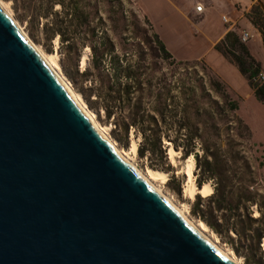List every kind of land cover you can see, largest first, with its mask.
Returning a JSON list of instances; mask_svg holds the SVG:
<instances>
[{"label": "water", "instance_id": "95a60500", "mask_svg": "<svg viewBox=\"0 0 264 264\" xmlns=\"http://www.w3.org/2000/svg\"><path fill=\"white\" fill-rule=\"evenodd\" d=\"M0 264H235L118 156L1 7Z\"/></svg>", "mask_w": 264, "mask_h": 264}, {"label": "trees", "instance_id": "16d2710c", "mask_svg": "<svg viewBox=\"0 0 264 264\" xmlns=\"http://www.w3.org/2000/svg\"><path fill=\"white\" fill-rule=\"evenodd\" d=\"M14 1L24 8L23 0ZM79 1L72 2V11L69 10L73 13L72 18L57 20L35 16V22L42 24L47 39L53 40L59 36L68 58L77 55L74 73L79 77L85 100L102 110L107 120L114 125V130L123 138L128 139L130 133L140 137L137 154L146 157L151 167H159L166 161L164 140L175 150H181L184 156H189L201 142L200 125L210 131L216 125L218 110L221 111L223 107L231 110L238 108L225 91L221 92V83L211 76L208 78L209 88L221 94L224 99L222 103L206 89H201L200 95L193 91L189 101L183 99L180 83L168 82L165 74L158 73L156 64L151 61L152 58H171L172 55L150 23V35L143 31L144 38L133 49L118 51L107 32L102 29V22L98 25L90 20L88 11L79 5ZM59 5L65 8L62 1ZM50 8L53 9L52 4ZM251 13L255 15L252 17L249 12L247 14L264 40V10L255 4ZM134 27L133 32L138 34V28ZM150 38L155 47L146 50L144 43H148ZM84 47L89 49V57L81 69L79 57ZM215 49L237 67L253 90L255 98L264 104L262 64L237 33L229 31L216 44ZM172 89L175 95L171 94ZM189 109L194 110L193 117L189 115ZM193 155L199 167L198 154L194 152ZM208 156L214 158L211 153ZM206 159L207 155L204 173L207 172L209 178L218 176V182L211 195H196L192 204L193 214L211 230L227 237L236 252L245 254L248 263L263 264L264 213L260 204L248 188L246 194L240 196L237 204L233 205L228 191L231 185L229 178L219 174L215 163L211 164ZM204 181L199 180L198 186L202 187L206 183ZM253 205H257L260 210L259 217L253 216ZM241 208L243 211L239 213Z\"/></svg>", "mask_w": 264, "mask_h": 264}, {"label": "rangeland", "instance_id": "374dc122", "mask_svg": "<svg viewBox=\"0 0 264 264\" xmlns=\"http://www.w3.org/2000/svg\"><path fill=\"white\" fill-rule=\"evenodd\" d=\"M2 1L10 9L13 19L24 30L32 43L46 55L55 56L58 64L57 70L63 80L73 91L80 95L87 109L94 114L100 126L107 129L106 132L110 140L120 151L124 152L131 163L147 176L148 170L166 174V180L163 182L158 179L155 181L156 185L184 210L197 227L201 228L200 222L202 221L193 214L192 204L196 195L193 199H190L185 194L187 177L184 169L190 157L193 158L196 165L194 180L197 187H199L198 181L201 179H204L206 183H210L214 189L218 182V176L209 178L208 173H204V169L207 168V165L204 164L207 155L206 160L211 164L215 163L217 171H220L219 174L226 175L229 178L231 185L228 191H230L229 195L233 205L237 204L239 197L246 194V189L249 188L264 213V104L255 98L253 90L237 67L215 49L216 44L225 36L221 39H212L209 42L212 51L209 50L208 56L203 58L188 60H177L173 56L171 58H152L151 61L156 64V70L158 73L165 74L168 82L177 81L180 83V92H182L181 97L183 99L189 101L193 96V91L200 95L201 89H206L212 97L222 103L224 99L221 94L209 88L208 78L211 76L221 83V92L225 91L228 98L234 101L238 108L231 110L228 107H223L221 111L218 110L216 125L210 131L204 130L202 125L199 126L202 130L200 133L201 142L194 149L200 160L199 167H197L194 152L189 156H184L181 150H175L165 140L166 161L161 163L159 167H151L146 157H139L137 150L136 152L132 151V145L136 144L138 146L140 137H134L133 133H130L128 139L123 138L118 131L114 130V125L110 120H107L102 110H98L95 105L85 100L81 93L79 77L74 73L77 55L72 59H70L72 56L68 58L59 36L57 35L53 40L47 39L42 24L35 22L37 18H54L57 20L72 18L73 6L71 5L75 0H23L24 8L14 0ZM60 1H62L65 8L59 5ZM51 4L53 9L50 8ZM79 5L88 11L89 19L94 23L100 25L102 22V29L107 32L108 37L114 42L118 51L133 49L134 45L144 38L143 31H147L149 35L151 33L149 29L150 21L145 18L135 0H80ZM160 8L164 11L166 6L161 2ZM239 8L238 10H242ZM252 8H249L248 12L253 17L255 14L251 13ZM248 12H245V17L251 22ZM223 16H227L230 21V23L225 24L229 31H234L240 38L242 31L247 29L240 26L239 15L236 13V16L232 14H224ZM241 16L242 14H240ZM177 22L181 23L179 19ZM150 25L152 24L150 23ZM133 27L134 29L138 28V34L133 32ZM152 40L150 38L148 43H144L146 50L155 47ZM193 40H196V38H190V43ZM199 41V49L197 47L183 48L188 57H196L206 47L205 39H199ZM250 43L254 52L253 56L261 62L264 73V45L262 47L258 39H252ZM244 44L248 47V41ZM148 54L151 57V54ZM156 55H158L157 52ZM88 57L89 49L84 47L81 49L79 57L81 69ZM171 94L175 95V90L172 89ZM188 113L193 117L194 110L189 109ZM198 114L200 115L201 112ZM210 153L214 155L215 159L208 156ZM242 202L241 205H243ZM242 211L241 208L238 212L241 213ZM251 211L254 217L260 216L261 212L257 205H253ZM256 225L257 223H255ZM207 229L204 231L205 234L226 253L236 258L241 264H251L246 261L245 254L235 251L233 244L227 237L219 235L208 226ZM262 245L264 258V239Z\"/></svg>", "mask_w": 264, "mask_h": 264}, {"label": "crops", "instance_id": "0c3cea01", "mask_svg": "<svg viewBox=\"0 0 264 264\" xmlns=\"http://www.w3.org/2000/svg\"><path fill=\"white\" fill-rule=\"evenodd\" d=\"M135 2L152 24L166 49L177 60L208 56V51H212L209 42L212 39H221L229 32L225 25L228 23L222 17L224 14L239 15L240 26L246 28L248 30L246 32L251 35L248 47L252 54H254L250 43L252 39H258L262 47L264 45L260 31L245 17V12H248L253 4H259L264 10V0H135ZM161 2L166 6L164 11L160 8ZM196 4L202 5V11H195ZM239 7L242 10H238ZM178 19L181 23L177 22ZM190 38L196 40L190 43ZM199 39L206 40V47L196 57H188L183 48L199 49Z\"/></svg>", "mask_w": 264, "mask_h": 264}, {"label": "bare ground", "instance_id": "6f19581e", "mask_svg": "<svg viewBox=\"0 0 264 264\" xmlns=\"http://www.w3.org/2000/svg\"><path fill=\"white\" fill-rule=\"evenodd\" d=\"M0 7L7 13V15L11 18L13 23L16 25L20 33L27 39V41L32 45V47L35 49V51L38 53L40 58L45 62V64L48 66V68L51 70V72L56 76V78L62 83V85L67 90L70 97L73 99V101L76 103V105L79 107V109L83 112V114L87 117L89 122L91 123L92 127L98 132V134L105 139L111 147L114 149V151L118 154V156L125 161L136 173L139 175L152 189H154L163 199L169 203V205L186 221L197 233H199L200 236H202L205 240H207L212 247H215L216 250H218L222 255L229 258L233 263L235 264H241L236 258L230 256L228 253H226L223 249H221L217 243H215L213 240H211L206 234L205 230L207 229V226L205 223L200 222V227H197L186 215L184 210L180 208L172 199H170L163 191L160 189L159 186L156 185V180H161L164 182L166 180V174L159 171L154 170H148V176L144 175L141 171H139L126 157L124 152L120 151L114 143L110 140L107 129L100 126V124L97 122V120L94 117V114L90 113V111L87 109L85 103L82 101L80 95L73 91V89L63 80L61 74L59 73L58 64L56 62L55 56H48L46 55L39 47H37L32 41L28 38L24 30L16 23V21L13 19L10 9L6 6V4L0 0ZM84 61V60H83ZM84 66V65H83ZM134 139V138H133ZM137 145H132V151L136 152ZM171 153V152H170ZM173 153V151H172ZM174 154V153H173ZM172 157V156H171ZM195 162L192 157L187 162V165L184 169L185 175L187 177L186 186H185V194L188 196V198L193 199L195 195H200L202 197H207L214 193V188L210 183L203 184L202 187H197L195 184V176H194V170H195ZM166 177V178H165Z\"/></svg>", "mask_w": 264, "mask_h": 264}, {"label": "built area", "instance_id": "2783aa9c", "mask_svg": "<svg viewBox=\"0 0 264 264\" xmlns=\"http://www.w3.org/2000/svg\"><path fill=\"white\" fill-rule=\"evenodd\" d=\"M202 8L203 7L200 4L195 5V11L200 12L202 11ZM223 20L227 23H230L229 19L226 16H223ZM250 38H251V35L246 31H243L242 34L240 35V39L244 43H246ZM261 78L264 79V73L261 74Z\"/></svg>", "mask_w": 264, "mask_h": 264}]
</instances>
